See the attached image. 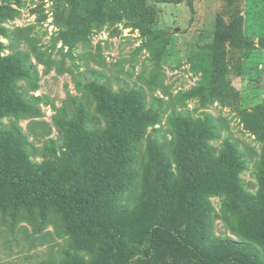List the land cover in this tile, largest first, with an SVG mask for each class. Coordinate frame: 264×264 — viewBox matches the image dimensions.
I'll list each match as a JSON object with an SVG mask.
<instances>
[{
    "label": "rangeland",
    "instance_id": "374dc122",
    "mask_svg": "<svg viewBox=\"0 0 264 264\" xmlns=\"http://www.w3.org/2000/svg\"><path fill=\"white\" fill-rule=\"evenodd\" d=\"M2 76L13 102L0 109V161L19 140L21 166L99 192L125 231L166 229L126 264H196L173 247L184 237L232 256L221 264H264V0H0ZM114 106L156 117L119 120ZM173 110L211 132L186 135ZM155 151L177 194L156 187ZM201 159L220 172L234 161L236 181ZM117 259L100 229L74 227L57 206L0 209V264Z\"/></svg>",
    "mask_w": 264,
    "mask_h": 264
},
{
    "label": "trees",
    "instance_id": "16d2710c",
    "mask_svg": "<svg viewBox=\"0 0 264 264\" xmlns=\"http://www.w3.org/2000/svg\"><path fill=\"white\" fill-rule=\"evenodd\" d=\"M5 83L6 80L2 76L0 81V109L5 104L10 103L9 105H11L13 102L12 98L8 97ZM113 110L117 119L121 120L127 115L134 123L137 122L136 124L153 123L152 120L156 117L147 111L145 106H114ZM170 120L177 123L186 135L205 136L211 132L205 122L184 117L174 110L171 112ZM138 134L139 130L137 131ZM19 145L20 141L16 140L10 153L4 154L7 155L6 159L0 161L5 168L0 170V209L2 211H9L12 216H15L19 208H24L26 211L36 208L44 216L51 206H57L62 216L74 227L89 226L98 228L110 241L117 245L119 259H117L116 264H126L134 256L141 253L148 255L159 248L158 234L161 231L167 232L166 229L153 228L143 237H137L125 231L116 219L107 212L105 206L101 204L99 192L97 195L95 193L74 191L66 187L60 179L50 178L49 173L43 172L42 174L45 175L39 176L35 174L36 172L32 170V167L25 166V163L21 166L22 161L17 158L20 154L15 151L14 147ZM154 159L156 161L154 166L155 178L158 183L156 187L160 186L161 192L166 193L167 196L177 194L175 192L177 180L169 171L164 154L155 151ZM111 161L113 163L114 158ZM197 162L199 167L201 163L205 167L208 166L206 173L216 176L217 180L222 183L228 181L232 185L237 179V165L234 161L230 166L227 165L222 172L214 169L215 163L213 161L201 159ZM30 170L33 171V174ZM181 170L183 171V168L179 167L178 171ZM27 171L31 174H28ZM179 207L181 208L182 205ZM176 237L180 238L181 235ZM182 242H186L185 244L189 246L186 247L178 242L173 245L174 249L182 250L179 255L185 259L193 260L196 264H221L232 258V256L221 253H205L201 246L194 245V242L187 237H184ZM239 258L245 263L254 264L248 256L241 255Z\"/></svg>",
    "mask_w": 264,
    "mask_h": 264
}]
</instances>
